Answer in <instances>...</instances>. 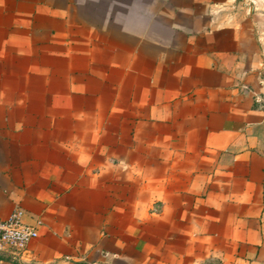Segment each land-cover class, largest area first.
<instances>
[{
	"label": "crops",
	"instance_id": "1",
	"mask_svg": "<svg viewBox=\"0 0 264 264\" xmlns=\"http://www.w3.org/2000/svg\"><path fill=\"white\" fill-rule=\"evenodd\" d=\"M0 264H264V0H0Z\"/></svg>",
	"mask_w": 264,
	"mask_h": 264
},
{
	"label": "built area",
	"instance_id": "2",
	"mask_svg": "<svg viewBox=\"0 0 264 264\" xmlns=\"http://www.w3.org/2000/svg\"><path fill=\"white\" fill-rule=\"evenodd\" d=\"M23 212L15 211L6 220L0 221V256L7 255L18 260L27 246L38 238L36 228L23 224Z\"/></svg>",
	"mask_w": 264,
	"mask_h": 264
}]
</instances>
